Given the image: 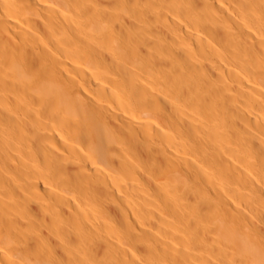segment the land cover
<instances>
[{
    "label": "bare ground",
    "instance_id": "6f19581e",
    "mask_svg": "<svg viewBox=\"0 0 264 264\" xmlns=\"http://www.w3.org/2000/svg\"><path fill=\"white\" fill-rule=\"evenodd\" d=\"M0 264H264V0H0Z\"/></svg>",
    "mask_w": 264,
    "mask_h": 264
}]
</instances>
